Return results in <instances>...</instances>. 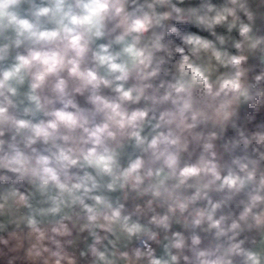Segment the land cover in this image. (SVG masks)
<instances>
[{"label":"clouds","instance_id":"obj_1","mask_svg":"<svg viewBox=\"0 0 264 264\" xmlns=\"http://www.w3.org/2000/svg\"><path fill=\"white\" fill-rule=\"evenodd\" d=\"M0 264H264V0H0Z\"/></svg>","mask_w":264,"mask_h":264}]
</instances>
